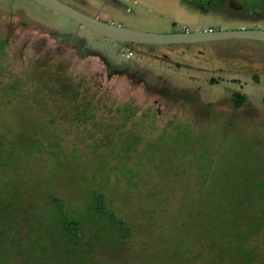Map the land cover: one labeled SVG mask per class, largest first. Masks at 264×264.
<instances>
[{
	"label": "rangeland",
	"instance_id": "1",
	"mask_svg": "<svg viewBox=\"0 0 264 264\" xmlns=\"http://www.w3.org/2000/svg\"><path fill=\"white\" fill-rule=\"evenodd\" d=\"M62 1L143 31L264 29V0ZM212 185L264 201L263 41L128 44L0 0V264H46L52 197L78 210L93 189L133 234L90 264H264V223L209 232Z\"/></svg>",
	"mask_w": 264,
	"mask_h": 264
},
{
	"label": "trees",
	"instance_id": "2",
	"mask_svg": "<svg viewBox=\"0 0 264 264\" xmlns=\"http://www.w3.org/2000/svg\"><path fill=\"white\" fill-rule=\"evenodd\" d=\"M80 113H83L82 109ZM212 186L211 194L221 196L216 197L219 200L215 201L216 204L207 214V225L212 235L217 233L216 230H228L233 232L232 236L245 240L251 232L262 226L264 201L260 200V209L253 212L254 199L259 201L258 188ZM220 189L224 194H220ZM91 197V202L85 207L71 211L65 210L63 203L52 197V213L55 215L47 223L42 238L35 239L37 244L32 246L34 252L38 250L36 253L44 251L46 264H90L94 252L101 245L121 243L133 234V228L107 205L103 193L93 189ZM10 209L12 206H0V214ZM250 214L251 219L248 217V221L241 223L242 231L238 222L241 217ZM3 220L6 219L0 217V222ZM2 246L3 243L0 244Z\"/></svg>",
	"mask_w": 264,
	"mask_h": 264
},
{
	"label": "water",
	"instance_id": "3",
	"mask_svg": "<svg viewBox=\"0 0 264 264\" xmlns=\"http://www.w3.org/2000/svg\"><path fill=\"white\" fill-rule=\"evenodd\" d=\"M61 15L68 17L77 24L98 34L110 37L124 43L133 44H181L207 40L227 38H244L264 42L263 28H235V29H204L192 31H177L169 33L143 31L103 21L87 14L62 0H33Z\"/></svg>",
	"mask_w": 264,
	"mask_h": 264
},
{
	"label": "flooded vegetation",
	"instance_id": "4",
	"mask_svg": "<svg viewBox=\"0 0 264 264\" xmlns=\"http://www.w3.org/2000/svg\"><path fill=\"white\" fill-rule=\"evenodd\" d=\"M32 45L34 44V42L31 43Z\"/></svg>",
	"mask_w": 264,
	"mask_h": 264
},
{
	"label": "built area",
	"instance_id": "5",
	"mask_svg": "<svg viewBox=\"0 0 264 264\" xmlns=\"http://www.w3.org/2000/svg\"><path fill=\"white\" fill-rule=\"evenodd\" d=\"M186 31H188V30H186Z\"/></svg>",
	"mask_w": 264,
	"mask_h": 264
}]
</instances>
